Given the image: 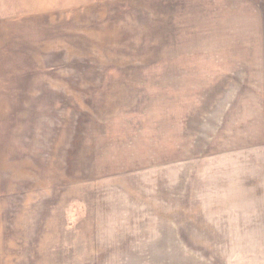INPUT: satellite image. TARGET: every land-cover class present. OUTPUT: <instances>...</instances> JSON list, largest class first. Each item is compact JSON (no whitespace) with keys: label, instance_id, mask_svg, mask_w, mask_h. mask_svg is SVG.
Masks as SVG:
<instances>
[{"label":"rangeland","instance_id":"374dc122","mask_svg":"<svg viewBox=\"0 0 264 264\" xmlns=\"http://www.w3.org/2000/svg\"><path fill=\"white\" fill-rule=\"evenodd\" d=\"M260 5L0 0V264H264Z\"/></svg>","mask_w":264,"mask_h":264},{"label":"crops","instance_id":"0c3cea01","mask_svg":"<svg viewBox=\"0 0 264 264\" xmlns=\"http://www.w3.org/2000/svg\"><path fill=\"white\" fill-rule=\"evenodd\" d=\"M261 3V1H260ZM248 21L244 24V27L247 26L249 34L252 37L253 33H257V36L260 39V43L264 44V6H256L255 8H249Z\"/></svg>","mask_w":264,"mask_h":264}]
</instances>
